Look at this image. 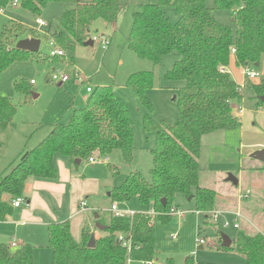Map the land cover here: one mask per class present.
<instances>
[{
	"label": "trees",
	"instance_id": "trees-1",
	"mask_svg": "<svg viewBox=\"0 0 264 264\" xmlns=\"http://www.w3.org/2000/svg\"><path fill=\"white\" fill-rule=\"evenodd\" d=\"M12 0H0L4 9ZM20 7L39 16L49 3L73 5L57 20L56 28L46 39L53 48L67 54L73 60L75 49L92 39V25L101 20L115 26L125 4L120 0H19ZM216 8L230 12L235 32L215 20L205 0H159L157 4L141 5L133 13L131 29L126 38L127 48L139 59L148 60L154 66L162 58L173 55L175 60L164 75L165 82H183L177 90L179 107L175 124L155 123L151 118L152 105L146 92L152 87L150 72L132 74L126 87L132 91L145 110L144 129L155 135V147L150 151L153 168L150 181L139 172H130L122 183L114 187L108 197L111 203H129L136 199L154 217L169 221L174 198L192 196L195 211L204 216L207 223L216 208L214 190L201 188L200 140L204 135L217 131H231L239 126L233 115V104L241 103L245 93L225 71L231 59L240 69L260 67L264 55V0H215ZM174 8L178 15L170 21L165 10ZM12 30L22 32L23 27L14 24ZM10 36V31L5 32ZM7 39V38H6ZM6 39H0V73L14 61L28 55L38 56L10 47ZM232 50L234 51L232 53ZM49 58H54L50 57ZM32 86L31 84H29ZM248 100L254 108L264 113V80L248 83ZM18 92L27 94V86L15 84ZM244 89V88H243ZM67 123L56 121L49 125L48 135L33 149L25 151L17 164L0 182V222L13 213V207L2 201L7 195L11 200L22 198L28 178L54 181L57 169L56 156L88 161L90 158L105 159L114 150H120L125 162L132 160V121L124 103L109 87L95 89L83 108L73 109ZM14 108L7 98L0 97V134L11 123ZM112 176L117 175L111 168ZM165 200L164 206L162 200ZM104 226L105 235L94 238L93 248H87L92 234L83 229L80 241L75 242L68 221L53 223L47 227V247L52 254V264H127L151 262L155 255L153 217L148 213H135L130 217L101 215L97 221ZM219 234V232L217 231ZM221 241V239H220ZM234 249L245 264H264V234L247 235L237 231L232 241ZM0 264H34L33 248L23 245L11 250L0 244ZM165 264H172L166 262ZM183 264H203L187 257Z\"/></svg>",
	"mask_w": 264,
	"mask_h": 264
},
{
	"label": "rangeland",
	"instance_id": "rangeland-1",
	"mask_svg": "<svg viewBox=\"0 0 264 264\" xmlns=\"http://www.w3.org/2000/svg\"><path fill=\"white\" fill-rule=\"evenodd\" d=\"M120 1L126 7L119 15L115 26L107 25L101 20L96 21L91 27L92 36L99 38L92 46L76 47L72 61L66 53L64 57L49 58V52L54 48L46 36L55 30L61 14L73 5L49 3L39 16L20 6L16 8L7 6L0 12V39L7 38V45L16 47L19 41L28 38L40 40L38 56L28 55L24 59L14 61L0 73V97L7 98L15 110L11 127L3 131L0 170L13 159L14 152L18 148L33 149L38 139L46 133L44 127L40 128V126L56 121L67 123L73 111L69 108L70 104L73 105V109L83 108L90 95L86 93L87 88H91L92 91L99 87L111 88L128 110L133 133V154L130 163L124 161L120 150H114L109 162L105 164L99 159L93 167L86 161L79 166L73 164L70 166L72 172L84 176L86 180L108 175L111 185L107 191H94L87 199L83 197L79 202L85 205L87 203L90 212L89 220L83 222L84 229L91 227L95 213L106 216L112 204L107 199L106 193L121 184L130 172L137 171L146 181H150V170L153 168L150 151L155 147V135L144 129L145 110L136 95L126 87L128 77L139 72L152 73L153 84L146 92V96L152 105L151 118L157 124L176 123L179 107L173 98L176 97L177 90L184 85L183 82L164 81V75L175 60L172 54L163 57L161 63L154 66L148 60L139 59L127 48L126 38L131 29L133 13L141 5L157 4L159 0ZM205 5L212 10L216 21L235 32L230 12L217 9L215 0H205ZM165 14L172 22L178 19L174 8H167ZM37 20H41L44 25L38 26ZM14 24L23 27V31L12 30ZM7 31H10V36H5ZM101 35L110 41L106 50L102 49ZM230 71L231 79L238 85L246 86L249 83L240 68L232 65ZM255 71L259 75L256 82L264 80V55L260 67ZM55 73L66 75L69 80L58 87L56 82H51L49 79ZM31 81L34 82L32 86L29 85ZM20 82L27 86V94L15 89V84ZM241 92L245 93L244 103L248 104L250 100L247 99L249 94L246 93V87ZM34 95L38 97L34 98ZM245 113L255 115L250 109ZM252 124H256L257 127H251ZM247 127L246 133H243L244 141L261 137L260 133L263 134L258 117H254ZM240 135V126H238L231 131H217L201 138L198 160L199 186L216 192L217 220L215 222L211 215L204 224L203 214L195 211V202L177 195L174 198V205L183 214L182 217L173 216L169 221H162L156 217L153 219L154 257L159 264L166 262L183 264L187 257H193L195 262L203 264H245L244 258L234 249L224 250L220 247V234H225L231 241L235 239L237 231L247 235L264 234V163L255 159V151L249 154L240 148ZM59 160L67 159L62 156L54 158L57 173ZM110 167L117 171L114 178L110 177ZM229 176L238 180L237 186L227 180ZM247 191L250 195L242 199ZM52 202L56 207L55 201ZM120 208L137 213L144 209L135 198L121 205ZM234 213L240 214L237 230L233 228ZM43 233L39 237V243L44 244L35 250L34 261L35 264H52V254L45 248L47 235L46 232ZM1 234H4V237L0 238V243L7 244L2 241L9 240L10 236ZM172 237L175 239L173 240ZM200 240L203 244L199 243ZM199 246H203V249L199 250ZM231 247L234 248V244Z\"/></svg>",
	"mask_w": 264,
	"mask_h": 264
},
{
	"label": "crops",
	"instance_id": "crops-1",
	"mask_svg": "<svg viewBox=\"0 0 264 264\" xmlns=\"http://www.w3.org/2000/svg\"><path fill=\"white\" fill-rule=\"evenodd\" d=\"M232 65H235L233 58L231 59L228 67L225 68V71L229 75L231 73L230 67ZM240 70H242V72L244 73V69H240ZM253 83L257 84L259 82L254 81ZM57 84L58 87H61V85H63L60 83ZM236 84L238 85V83ZM35 96L36 98L38 97L37 95ZM232 108H233V115L239 119L240 134H241L240 148L243 151L248 152L249 154L254 151L258 152L260 150H264V113L261 110H256L254 108V102L249 101L248 104H246L244 103V99H242L241 103L239 104H233ZM249 109L251 110V113L254 112L255 115L245 113V111ZM254 117L259 118V121L263 128V134L260 133L261 137H254L253 139L244 141L243 133L244 134L246 133V130L248 129L247 124L250 121H252ZM49 125L50 123L47 125L40 126V128L44 127L46 133L43 137H40V139H38L39 141L34 147H36L48 135L50 131ZM9 127H11V123L7 128ZM251 127L256 128L257 126L256 124L254 125L252 124ZM2 135H4L3 131L0 134V150L2 147L1 144V141L3 139ZM27 149H28L27 147H24L23 149L18 148L14 152L13 159L0 170V182L3 179V177H5L17 164L20 156L25 151H27ZM110 156L105 159H100L101 163L105 164L109 162ZM67 160L66 161L59 160L57 162L58 179L56 178L54 181L28 178L24 186L23 197L21 198L24 201V204L20 205L18 208H13L12 215L7 217V219L4 222H0V238L4 237V234L1 233H5L7 236L8 235L10 236L9 240L2 242H7V244L5 245H7L11 250L19 249L23 245H30L33 248V260H34L35 250L39 247H42L41 244H44V243H39L40 235L43 232L44 233L46 232L47 235L48 225L53 223H61L65 221H68L70 224V233L73 240L75 242L76 240L80 241L81 231L85 228L83 222L89 220L90 212H88L89 208L87 206V203L85 207L86 209L85 208L81 209L79 202L83 197L87 199L94 191L95 192H98V190H100L101 192L107 191L111 185H110V181L108 180V175L102 176V178L96 177L94 179L86 180L84 176H81L80 174H75L74 172H72L70 167L72 163L69 160L68 161ZM83 162H80L79 165H81ZM86 162L89 163V161ZM90 164L91 163H89V165ZM73 165L79 166L77 164H73ZM95 165L96 164H91L92 167ZM109 171H111V169H109ZM110 177L114 178L115 176H112L111 173ZM106 196L107 199L109 200L108 193H106ZM1 199L3 202L8 203L12 207L13 200H11L9 196L4 195L2 196ZM52 201H55L58 210L56 209V207H54ZM121 205L123 204H118L119 209H121L120 208ZM141 210H140L141 212L138 213L150 214V212H145L144 209ZM107 213L110 212L108 211ZM95 214H98L100 219L102 214L100 213H95ZM81 217L83 220L81 219ZM152 217L153 219L155 218L154 215H152ZM98 220L94 219L93 217V223L91 227L87 229L94 236V238H101L105 235L104 230L100 231L96 228V223ZM45 243H46L45 248L48 249L47 247L48 237ZM12 244H15V246L12 247ZM232 244L233 243L231 242V246ZM198 249L202 250L203 246H199ZM132 263H139V262H133V261L127 262V264H132ZM151 263L159 264L155 260V257L151 261Z\"/></svg>",
	"mask_w": 264,
	"mask_h": 264
},
{
	"label": "built area",
	"instance_id": "built-area-1",
	"mask_svg": "<svg viewBox=\"0 0 264 264\" xmlns=\"http://www.w3.org/2000/svg\"><path fill=\"white\" fill-rule=\"evenodd\" d=\"M8 6H11V7H13V8L19 7V6H20V1H19V0H12V1L8 4ZM2 10H3V9H0V12H2ZM36 24H37L38 26H43V25H44V24L42 23L41 20H37V21H36ZM97 38H99V37H98V36H93V37H92V41H93V43H94V41L97 40ZM100 40H101L102 49H103V50L108 49V47H109V45H110V41H109V39L106 38V37H104L103 35H101V36H100ZM51 45H52V44H51ZM233 52H234V51L232 50V53H233ZM49 56H50V57H54V58H55V57H64L65 54H64L63 51H60V50L54 48L53 51H50V52H49ZM243 74H244L245 78H246L249 82H254V81H256V80L259 78L258 73L255 71V69H252V68H245ZM76 78L80 80V78H79L78 76H76ZM49 79H50L51 82H56V83H60V84H64V83H66V82L69 80V78H68L66 75H61V74L58 75V74H56V73H55V74H52L51 77H50ZM30 84L33 85L34 82L31 81ZM243 88H244V85H240V89L243 90ZM86 92L91 94L93 91H92L91 88H87V89H86ZM98 160H99V159H97V158H90L88 161H89V163H91V164H96V163L98 162ZM248 195H250V193H249L248 191L245 192V193L243 194V196H242V199L246 198ZM22 204H24V201H23L21 198H17V199H14V200H13V202H12V207H13V208H18V207H19L20 205H22ZM80 207H81L82 209H84V208L86 207L85 203H81V204H80ZM109 212H110L114 217H119V218H122V217H130V218H131V217L135 214V212H132V211H125V210H121V209H119L118 204L115 203V202L111 204ZM149 215H150V216H152V215L155 216L156 214H154L153 212H150ZM169 215L172 216V217H173V216L182 217L183 214H182L181 212H179V210H178L177 208H172V209L170 210V212H169ZM211 215H212V217H213V220L216 222L218 212H213ZM239 218H240V214H239V213H234V214H233V219H234V222H235L234 225H233V228L236 229V230L239 228V225H238V223H237V221H238ZM172 239L174 240L175 237H172ZM199 243H200V244H203V241L200 240ZM14 246H15V244H12V247H14ZM141 264H152V263H151V262H143V263H141Z\"/></svg>",
	"mask_w": 264,
	"mask_h": 264
},
{
	"label": "water",
	"instance_id": "water-1",
	"mask_svg": "<svg viewBox=\"0 0 264 264\" xmlns=\"http://www.w3.org/2000/svg\"><path fill=\"white\" fill-rule=\"evenodd\" d=\"M92 45H93L92 39L88 40L87 42H85L83 44V46H92ZM39 46H40V41L38 39L28 38V39H24V40L19 41L16 45V49L26 51V52H30V53H36L39 51ZM34 97L36 98L35 95H34ZM173 101H176V97L173 98ZM260 101L264 102V96L260 97ZM254 157H255V159L264 163V150H260V151L256 152ZM75 164L79 165L80 161L75 160ZM227 180L231 184H233L234 186L238 185V180L236 178H234L233 176H229ZM187 200L191 201L192 196H189L187 198ZM164 204H165V200L163 199L162 205L164 206ZM94 219H96V220L99 219L98 214L94 215ZM96 228L100 231L105 229V227L100 225L99 223H96ZM220 238H221V246L223 248H230L231 247L232 241L230 240V238L228 236H226L225 234H220ZM94 245H95V239H94V236L92 235L90 237L89 242L87 243V248L91 249L94 247Z\"/></svg>",
	"mask_w": 264,
	"mask_h": 264
}]
</instances>
